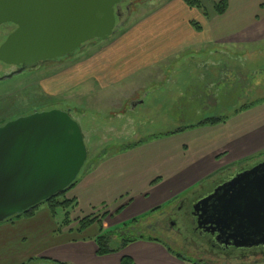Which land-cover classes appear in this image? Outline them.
<instances>
[{"label": "crops", "instance_id": "obj_1", "mask_svg": "<svg viewBox=\"0 0 264 264\" xmlns=\"http://www.w3.org/2000/svg\"><path fill=\"white\" fill-rule=\"evenodd\" d=\"M229 2L224 15L213 12L205 16L209 22L203 25L193 20H179L177 14L191 8L183 0L170 2L146 14L137 27L111 45H99L90 63L82 67L81 76L89 74L102 88L113 89L147 70L142 80L146 79L149 84L138 86L134 91L136 96L130 99H138L134 102L136 105L144 106L154 98L161 101L157 106L162 107L166 97L176 90L180 92L178 101L203 99L202 106H217L220 101L217 93L228 85L227 78L243 83L242 76L231 70L228 60L240 62L242 67L245 58L243 55H200L202 48L207 47L211 52L213 44L244 43L264 37V29L261 30L256 19L263 11L264 0ZM262 20L264 22V17ZM185 51L188 55H174ZM155 65L160 66L155 67L156 71ZM213 92L211 99L209 94ZM257 101L262 102L245 111L235 110L224 123L214 126L197 125L225 115L214 111L210 116L199 113V124L180 128L185 131L167 138L173 147L140 149L134 154L143 151L144 158L136 160L132 158L134 155L125 154L99 164L96 161L65 196L76 205L69 226L63 227L64 212L54 215L46 204L41 205L33 217L23 216L0 224V264H121L124 257H130L135 264H187L183 256L173 251L174 239L167 231L169 241L140 236L117 252L99 256L100 225L95 223L84 232H79L77 227L89 216H101L99 221L104 228L116 218L117 224L145 218L136 226L152 236L163 233V221L153 214L155 210H160V214H165L162 210L165 206L168 211L174 210L181 202L177 199L191 187L223 173L228 167L255 159L256 164L249 162L236 167L251 169L264 156V98ZM233 106L239 107L238 104ZM145 174L142 186L139 179ZM221 184L215 183L212 188ZM133 187H137L138 192L128 198ZM127 212L131 216L124 219L123 214ZM240 261L238 264H264V254L249 255Z\"/></svg>", "mask_w": 264, "mask_h": 264}, {"label": "rangeland", "instance_id": "obj_2", "mask_svg": "<svg viewBox=\"0 0 264 264\" xmlns=\"http://www.w3.org/2000/svg\"><path fill=\"white\" fill-rule=\"evenodd\" d=\"M177 1L138 0L127 14L126 19L123 20L122 18L119 22L120 28L115 35L106 40L96 39L86 43L76 52L74 57L66 58L63 64L53 62L42 69L29 71L13 79L0 82V127L37 112L50 110L69 112L71 117L79 122L89 150V159L80 174L81 176L86 169L94 167L96 161L99 164L118 155H134L140 149L165 150L173 147V143L167 140V138L172 137L169 132L173 133L180 128L196 126L201 120L199 113L210 116L211 112L214 111L216 114L225 115L224 118H227V116H232L235 110L253 104H261L262 101L257 100L264 98V37L260 39L255 37L254 40H246L244 43L240 41L238 43L213 44L210 47L211 52L207 51V47L202 48L200 55H243L245 58L242 67L240 62L236 63L228 60L229 67L233 72L242 76L243 83L241 84V80H239V83H234L231 81L233 78H227L228 85L222 86L217 93L220 97L217 106H202L203 99L196 101L179 99L178 101L180 92L176 90L166 97V100L162 102V105H164L162 107L157 106L161 101L157 102L154 98L144 106L136 105L134 102L138 99L133 101L130 99L136 96L137 93L134 94L135 89L146 83V79L143 78L142 80V77H145L144 74L148 72L147 70L140 72L138 76L133 77L131 80L122 82L121 85L113 89L102 88L98 80L90 77L89 74L81 76L82 67L86 63H90V58L99 45L104 47L111 45L120 36L127 35L137 27L146 14L157 11L170 2L176 3ZM221 1L203 0L204 11L188 9L184 13L182 11L181 14H177V18L182 21L193 20L203 25L209 22L205 13L211 15L214 12V4ZM262 10L256 17L261 30L264 29V22H262L264 8ZM249 15H252V13H249ZM6 37V33L0 37V46L4 43ZM224 50H226V53ZM174 55H188V53L185 51ZM155 67L160 66H153L156 71ZM7 69L8 67L0 62V77L6 75ZM147 83L149 84V82ZM138 94L143 96V93ZM209 95L212 99L215 92ZM207 96H204V98L207 99ZM235 104H238V109L233 106ZM183 120H186V122ZM143 153V151L139 152L132 158L136 160L144 158L142 157ZM254 160L228 167V170L223 173L191 187L182 195L183 197L177 200L185 198L188 201H195L199 197L207 196L213 191L215 183H224L231 179L233 175L245 168L236 169V167L255 162ZM259 162H264V156L257 161L258 164ZM253 164H256V162ZM80 176L78 179H80ZM146 176L147 174L139 179L142 186ZM137 192V187H133L128 198L134 197ZM167 209V206L162 208L165 212V214L162 212L163 215L160 214V210L153 212V214H157V217H161L159 220L163 221L161 223L163 233L159 232L156 235L153 234V236L149 232L146 233L144 228L136 226V223L140 225L141 220L145 218L131 219L132 221H127L126 224H117V218L112 219L104 229V232H107L106 236H113L112 238H114L111 246L113 248L118 247L124 239H135L140 236L157 237L169 241L167 237L169 233L174 239L173 245H170L173 251L183 256L188 264H238L242 262L240 261L242 258L248 257V255L242 257L240 251L235 248H232V250L238 251L230 257H226L219 246L210 249L214 253L198 250L193 242H199L197 235H192L191 230L182 229L183 235L181 236L177 231L181 230V224L177 226L178 228L176 227L177 230L172 229L169 220L173 221L177 212L176 208L171 211ZM185 211L187 212L188 208ZM123 216L124 219L128 218L131 213H124ZM190 219L192 221L193 216H190Z\"/></svg>", "mask_w": 264, "mask_h": 264}, {"label": "water", "instance_id": "obj_3", "mask_svg": "<svg viewBox=\"0 0 264 264\" xmlns=\"http://www.w3.org/2000/svg\"><path fill=\"white\" fill-rule=\"evenodd\" d=\"M126 0H0V25L16 30L0 62L22 69L74 57L83 45L115 35ZM89 159L82 128L50 110L0 127V224L40 206L77 182ZM198 230L220 247L264 248V162L235 174L194 205Z\"/></svg>", "mask_w": 264, "mask_h": 264}, {"label": "trees", "instance_id": "obj_4", "mask_svg": "<svg viewBox=\"0 0 264 264\" xmlns=\"http://www.w3.org/2000/svg\"><path fill=\"white\" fill-rule=\"evenodd\" d=\"M183 1L191 9H197V10H201V11H204V9H205L204 4H203V0H183ZM228 8H229L228 0H222L221 2L214 4V12L218 16L224 15L227 12ZM205 15L208 16L207 13H205ZM194 25L197 28V30H199L200 27L198 26V24L195 23ZM252 106H254V105L242 108L241 110L245 111V110L251 108ZM224 122H225V118H210V119H206L205 121H203L202 123H200L197 126H207V125L214 126V125L224 123ZM183 131H185V129H180V130L173 132L171 134H177V133H180ZM76 184H77V182L74 183L68 190H66L62 194H60V195H58L52 199H49L48 201L41 204V205H45V204L48 205L50 210L52 211V213L54 215H56V213L58 211H62L65 213V222L63 224V227H67L71 224V221H70L71 212L76 209V205L74 203L75 201H70V200H67L65 198L66 194L72 188H74L76 186ZM40 206H37L36 208H33L32 210L24 213L21 216H17L10 221H13L14 219H17V218L23 217V216L24 217H33L35 215L37 209ZM107 216H108V214H106V217ZM99 219H100V217H94V216L85 217L84 219H82L79 222V225L77 227L79 232H84L85 230L90 228L95 223H98L100 225V235L97 238L98 255L99 256H105V255H109V254H112L114 252H117L118 250L124 248L128 243H131L134 240H136V239H124L121 242L120 247H117V248L114 247L113 248L111 246L112 236H106V234H104L105 228H104L103 223L101 221H99ZM121 264H135V263L130 257H124L121 261ZM187 264H188V262H187Z\"/></svg>", "mask_w": 264, "mask_h": 264}, {"label": "flooded vegetation", "instance_id": "obj_5", "mask_svg": "<svg viewBox=\"0 0 264 264\" xmlns=\"http://www.w3.org/2000/svg\"><path fill=\"white\" fill-rule=\"evenodd\" d=\"M137 1L138 0H126L123 3V5H122V12H123L122 18H123V20H124V18L126 19L127 14H129V12L132 9L134 3L137 2ZM122 18L120 20H118V26H119V22L122 20ZM16 29H17L16 26L13 25V24L0 25V37L4 33H6V36H7L6 39H7L8 36L10 34H12ZM66 58H68V57L61 58V59H59L57 61H54V60L48 61L47 63L40 64L35 69H31V68L27 67V69H26V71L24 73L29 72V71H35V70H38V69H42L43 67L48 66L49 64H51L53 62L62 63L63 64V62H65ZM1 63H3V62H1ZM3 64H5V63H3ZM5 65L8 67V69L6 71L7 72L6 75L13 74V73L18 72V71H20L22 69L21 66L17 67V66H12V65H8V64H5ZM1 75H4V74H1ZM6 75H4V76H6ZM1 77H3V76H1ZM204 197L205 196L199 197L195 201H188V199L183 198L181 200L179 206L176 208V212L177 213L174 215V220L173 221L169 220V224H170V226H172V229H175V230H177V228H178L177 226H179V224H181V230H177L178 233L181 234V236L183 235L182 229L187 230V231L191 230L192 235H197V237L199 238V242L193 241L194 244H196L198 250L204 251V252L206 251L207 253L208 252L214 253V251H210V249H213L214 247L219 246V245L216 243L215 238L213 236H211L209 234H202V232L200 230H198L197 219L193 215V213H194V205L199 200H201ZM186 205H188V206L186 207ZM186 208H188L187 212L185 211ZM190 216H193V220L192 221L190 219ZM220 248H221L220 250L223 252V254L226 257L233 256L235 254V252L238 251V250L234 251V249L232 250V248H225V247H220ZM239 251H240V254L242 255V257L246 256V255L249 256V254L250 255L264 254V248L243 249V250H239Z\"/></svg>", "mask_w": 264, "mask_h": 264}]
</instances>
